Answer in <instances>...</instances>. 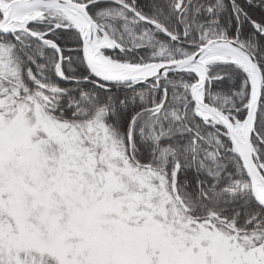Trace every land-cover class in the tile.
<instances>
[{
	"label": "snow or ice",
	"instance_id": "1",
	"mask_svg": "<svg viewBox=\"0 0 264 264\" xmlns=\"http://www.w3.org/2000/svg\"><path fill=\"white\" fill-rule=\"evenodd\" d=\"M0 264H264V0H0Z\"/></svg>",
	"mask_w": 264,
	"mask_h": 264
}]
</instances>
